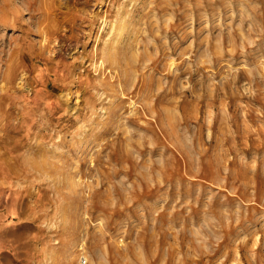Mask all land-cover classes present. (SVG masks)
I'll return each mask as SVG.
<instances>
[{"label": "rangeland", "instance_id": "rangeland-1", "mask_svg": "<svg viewBox=\"0 0 264 264\" xmlns=\"http://www.w3.org/2000/svg\"><path fill=\"white\" fill-rule=\"evenodd\" d=\"M0 264H264V0H0Z\"/></svg>", "mask_w": 264, "mask_h": 264}, {"label": "bare ground", "instance_id": "bare-ground-1", "mask_svg": "<svg viewBox=\"0 0 264 264\" xmlns=\"http://www.w3.org/2000/svg\"><path fill=\"white\" fill-rule=\"evenodd\" d=\"M55 22L57 23L58 21L57 20H55ZM55 23V24H56ZM59 27V26H58ZM52 28V27H51ZM52 30V29H51ZM58 30V29H57ZM45 36V35H44ZM100 65V64H99ZM96 66V65H95ZM96 68V67H95ZM99 68H101V66L99 67ZM7 78L9 79L10 77L9 76H7ZM11 81V80H10ZM13 81H11V83H12ZM11 86H9V83H8V80H7V82H6V84L4 85L5 86V89H7V91L9 90V89H11V88H14V89H17L18 88V83H15L14 85L13 84H10Z\"/></svg>", "mask_w": 264, "mask_h": 264}]
</instances>
